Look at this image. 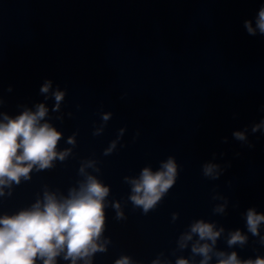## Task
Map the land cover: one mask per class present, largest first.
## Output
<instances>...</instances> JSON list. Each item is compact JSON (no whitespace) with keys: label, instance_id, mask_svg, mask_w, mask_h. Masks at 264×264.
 Listing matches in <instances>:
<instances>
[{"label":"water","instance_id":"water-1","mask_svg":"<svg viewBox=\"0 0 264 264\" xmlns=\"http://www.w3.org/2000/svg\"><path fill=\"white\" fill-rule=\"evenodd\" d=\"M262 7L264 0H0V120L44 104L41 122L62 133L57 151L71 150L5 187L0 217L31 208L45 191L67 197L85 179L81 166L93 161L86 173L110 191L100 240L106 251L91 264L124 256L131 264H200L191 251L197 235L179 247L198 220L223 228L209 264H217L216 252L264 258V222L254 236L246 221L249 209L264 214ZM56 91L64 93L58 109ZM170 157L175 183L145 214L129 199L125 177L160 170ZM206 164L218 166L216 178L203 174ZM219 205L223 213L214 211ZM237 230L247 241L230 247ZM56 264L71 261L62 254Z\"/></svg>","mask_w":264,"mask_h":264},{"label":"clouds","instance_id":"clouds-1","mask_svg":"<svg viewBox=\"0 0 264 264\" xmlns=\"http://www.w3.org/2000/svg\"><path fill=\"white\" fill-rule=\"evenodd\" d=\"M245 27L249 34L255 35L256 29L251 22L245 21ZM256 27L264 34V7L259 10ZM50 87L51 81H46L40 91L48 93ZM54 96L58 109L64 93L56 91ZM47 112L44 104H38L35 111L26 109L15 118L4 115L0 120V196L4 195L5 187H11L13 183L18 185L22 178L29 179L33 169H49L56 159L63 161L70 154V149L57 151L62 133L50 123L41 122ZM109 117L110 114H105L103 119L107 121ZM234 135L238 140L245 139L241 132ZM67 142L74 145V137H69ZM115 146L113 142L105 154L111 153ZM88 167H94V162L88 161L81 166L79 171L85 179L78 189H70L67 197L58 198L55 193L45 191L43 200H37L31 208L0 217V264H36L37 260L43 264H56L57 257L62 254L63 259L70 260L71 264H77L79 260L91 264L95 253L106 251L100 240L105 227V199L110 189L96 176L87 174L85 169ZM217 167L206 164L203 174L216 178L219 175ZM176 177L177 165L171 157L162 162L160 170L155 172L145 167L138 178L125 177V181L131 185L129 199L134 207L141 208L147 214L173 187ZM113 207L117 211V219L123 218L119 203ZM214 211L223 213L224 206L219 205ZM246 221L248 231L254 236L259 235L264 214L249 209ZM222 232L223 228L216 230L213 223L198 220L191 225L189 232L180 237L179 247H187L193 235H197L199 239L192 244L191 251L202 257L200 264H209L214 245ZM246 241L247 237L237 230L230 233L227 243L231 247L243 245ZM215 255L217 264H264V258L260 257L255 260L238 259L236 252H216ZM115 264H131V261L124 256ZM153 264H160V261H153ZM176 264H189V261L180 258Z\"/></svg>","mask_w":264,"mask_h":264}]
</instances>
